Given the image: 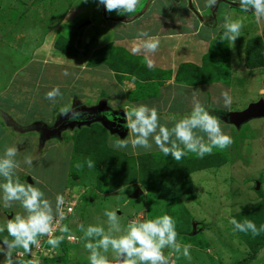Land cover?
<instances>
[{"label":"rangeland","instance_id":"obj_1","mask_svg":"<svg viewBox=\"0 0 264 264\" xmlns=\"http://www.w3.org/2000/svg\"><path fill=\"white\" fill-rule=\"evenodd\" d=\"M63 1L77 4V7L70 11L62 0H0V107L4 113H8L3 119L13 116L17 120L15 126L10 125V130L0 120V155L6 145L17 146L19 153L16 159L21 161V167L16 175L21 182L38 181L36 186L44 191L53 206L57 193L68 198L73 194L77 202L72 211L65 214L61 225H67L76 239H68L65 233V239L58 248L53 249L47 242H42L39 247H33L31 256L24 258L35 259L38 264H89L87 257H81L87 250L79 224H104L106 228L105 210H117L123 226L132 219H154L163 214L174 218L177 241L182 245H192L191 260L182 255H170L171 250L165 249V255L170 256L169 264H235L244 259L248 260L245 264H264V248L249 259L247 243L241 232L235 231L229 222L230 218L239 222L249 220L250 215L241 214V211L261 203L264 198L263 117L247 119L240 127L230 125L231 130L227 133L232 136L233 144L224 150L214 148L211 154L205 156L207 160L210 157L217 164L220 163L218 166L209 167L205 159V167L201 163L202 168L193 171L185 169L178 175H172L171 180L165 179L163 172L166 167L162 164H153L155 167L151 170L154 171L149 173V158L161 160L160 152L147 156L142 154L145 156L142 158L139 149L136 150L139 154H133L131 147L117 149L112 143L117 138L110 132L102 131L95 123L82 128V136L78 137H81L80 140L72 142L73 149L78 152L72 153V146L67 150L66 157L58 151L59 144L53 142L43 129L52 121L47 110L55 106L45 98L46 88L49 90L51 83L62 87L63 74L67 72V69L63 72L60 63L66 62L62 58L64 53L56 49L54 43L58 35L66 30V23L62 24L64 21L60 16L69 12L66 21L73 16L75 19L76 10L90 4L88 0L85 3V0ZM221 5L228 6L224 2ZM243 22L246 28L253 27V19L247 18ZM263 27L264 23L261 25ZM93 29L98 34L99 27L95 25ZM100 32L106 36L101 28ZM255 37L261 38L264 49V39L260 35L244 34L241 30V36L232 43V50L238 43L242 54L243 47ZM227 42L230 44L231 41ZM51 58L58 61L53 63L49 60ZM237 62L241 63L235 59L234 66ZM221 67L225 69L224 78L229 80V74H232L230 64L223 63ZM257 70L261 78L259 82H248L238 77L241 80L233 86L234 90H239L235 95L237 102L230 110L243 106L249 94L254 98L252 101L260 97L264 99V66ZM102 96L107 97L105 91H101L96 100ZM86 100V104L95 102L88 97ZM249 101L239 109L245 108ZM62 107L56 105L53 110ZM19 123L23 124L21 129L20 126L16 127ZM15 129L19 131L17 135L13 132ZM26 155L33 157L31 167L22 163ZM183 158L191 160L195 157ZM89 160L95 167L88 166ZM140 161L142 170L138 163ZM53 193L54 199L50 197ZM67 200L65 198V202ZM18 213L25 214L18 202L4 207L0 200V226ZM260 223H264V215L258 217L255 223L257 228H260ZM244 234L252 239L257 236L250 231ZM5 236L6 231L0 233V240ZM107 255L113 260L111 252ZM3 259V253H0V264Z\"/></svg>","mask_w":264,"mask_h":264},{"label":"crops","instance_id":"obj_2","mask_svg":"<svg viewBox=\"0 0 264 264\" xmlns=\"http://www.w3.org/2000/svg\"><path fill=\"white\" fill-rule=\"evenodd\" d=\"M88 1L90 4L86 8L76 10L77 17L74 19L73 16V22L72 19L66 21L69 12L60 14L64 21L62 24L83 22L81 45L88 46V53L78 51L76 56L72 57L62 54L63 61H66L60 62L62 70L64 72L67 69L68 73L63 74V86L59 87L63 98H57V101L55 103L51 101V104L72 106L79 102L80 106L86 104L87 97L95 101L93 103L103 100L111 108L120 107L123 110L131 105L146 104L150 107L155 106L160 115V122L162 124L167 122L171 127L180 118L189 114L194 102L199 101L206 110L219 118L224 132L231 130L230 125L221 117L231 111L232 105L237 102L235 95L239 90L233 89L235 82L241 80L238 77L254 83L259 82L261 78L256 73L258 67H246L245 46L241 54L238 43L232 50V42L229 44L228 40L220 39L224 31L223 18L225 13H230L233 19L239 18L243 21L247 18L253 19L251 29L246 28L243 22V33L258 34L263 39L264 27L261 28V25L264 19L257 22L254 12L245 13L239 9V0H218L217 5L212 8L205 7V0H140L136 11L128 15L108 13L98 1ZM221 2L228 6H222ZM62 3L70 11L77 7V4H68L69 2L63 0ZM209 18L211 19L208 20ZM95 25L99 27L98 34L94 33ZM100 28L102 33L106 32V36L101 34ZM140 31L147 32L150 37L159 38L160 47L154 55L142 48L140 52L133 54L132 49L139 46L143 39H147L137 40ZM96 49L101 50L98 52L99 59L97 62L89 63L90 54ZM148 59L154 61L155 66L151 69L147 67ZM235 59L241 63L237 62L234 66ZM49 60L53 63L58 61L54 58ZM223 63L231 66L232 74H229V80L224 78L226 74L225 69L221 67ZM66 66L67 68H64ZM50 87L49 90L46 88V92L55 87V84L51 83ZM224 90L233 97L230 106H225L221 96ZM101 91H105L107 97L102 96L96 100ZM250 95L246 96L248 100L239 108L244 107L247 101L254 100ZM55 106L47 110L51 118L58 110H53ZM81 131L71 136L66 132L62 133L64 145L58 151L64 157L67 156L66 152L72 146V142L79 139ZM55 140L53 142H56ZM138 149L141 155L160 152L154 143L151 151ZM186 157L198 156L188 153ZM54 193L50 195L53 199Z\"/></svg>","mask_w":264,"mask_h":264},{"label":"clouds","instance_id":"obj_3","mask_svg":"<svg viewBox=\"0 0 264 264\" xmlns=\"http://www.w3.org/2000/svg\"><path fill=\"white\" fill-rule=\"evenodd\" d=\"M86 2V0H85ZM108 13L116 12L119 15L131 14L136 11L140 0H98ZM218 0H205V7L212 8ZM240 9L254 12L257 22L264 19V0H239ZM222 27L224 29L220 39L232 43L241 36L243 28L242 19H233L232 14L225 13ZM143 39L141 44L132 49L133 54L141 51V48L154 55L160 47L158 37H150L145 31H140L137 40ZM154 61L147 60V67L153 68ZM68 75L67 72L64 73ZM59 86L53 87L45 94V98L55 103L57 98H62ZM225 106L233 103V97L227 90L221 92ZM62 115L68 116L69 120L81 118L83 113L74 110L71 105L60 109ZM70 114V115H69ZM125 123L123 127L130 133V138L117 139L113 147L127 149L131 146L133 154H139L136 150L142 148L151 151L153 143L155 147L166 157L171 155L175 161L181 160L188 153H194L203 158L212 153L214 148L221 150L229 148L233 144L230 134L223 131L221 121L210 111L206 110L199 101L194 102L191 112L171 127L160 122V115L155 106L146 104L131 105L124 110ZM202 133V134H201ZM19 149L15 145H6L0 155V200L4 207H10L13 202H18L25 214H15L8 219L6 224L0 226V233L7 232L0 244V253H3L2 264H38L35 259H25L31 256L33 247L40 246V237H48L47 244L53 249L65 239H76L71 235L67 225L60 228L61 235H53V222L64 221L66 218L63 211L65 198L63 194L55 196L53 202L45 196L44 191L36 186V183L21 182L16 175L21 167V161L16 159ZM29 167L33 164V157L26 155L22 161ZM88 166L95 167L89 160ZM72 190V189H71ZM74 199L73 194L71 196ZM75 200V199H74ZM76 201V200H75ZM77 204V202H75ZM79 205V204H78ZM72 211L71 208L68 209ZM107 227L104 224H79V230L83 233L84 248L88 252L89 264H169L170 256L165 255V249H170V255H182L191 260V244H181L177 241L178 232L176 221L168 214L157 216L154 219L143 221L132 220L126 226L120 222L117 210H105ZM235 231L248 233L253 236L264 232V224L257 228L251 220L237 221L230 218L229 221ZM22 250V251H21ZM111 252L113 260L108 253Z\"/></svg>","mask_w":264,"mask_h":264},{"label":"trees","instance_id":"obj_4","mask_svg":"<svg viewBox=\"0 0 264 264\" xmlns=\"http://www.w3.org/2000/svg\"><path fill=\"white\" fill-rule=\"evenodd\" d=\"M65 27H66L65 32L63 34L58 35V37L56 38L54 47L60 50L61 52H63L66 56L75 55L78 51H82V53L87 54L88 46L84 45L83 47V45H81V34H82V29L84 27L83 22H79L75 24L67 23ZM99 51L101 50L96 49L93 53L90 54L91 59L89 60V63H92L95 61L97 62V59H99L98 57ZM263 51H264L263 42L260 37H255V38L250 39L245 46V65L246 67L255 68V67L264 66V52ZM102 131L105 132L104 129H102ZM81 132L79 134L80 136H82ZM75 151L78 152V150L76 149L74 150V152ZM158 153L159 152L152 153V155H155ZM159 155H160L161 160L159 158H156V159L152 157L149 158L150 159L149 168L151 166L149 173L152 174L154 171V170H151L155 167L153 164L155 163H158L159 165L162 164L163 167H166L163 173H164L165 179L167 178L168 180H171L172 175H176V174L178 175V173L184 172L185 169L187 171H193V170L202 168V165L204 164L203 162L205 159H206L205 162H207L209 167L218 166L220 164V163L217 164V162L214 161L213 159H210V157H209V160H207V157L205 156L203 158L195 157L191 160L182 158L179 161H175L171 157V155L167 156V158L162 152H160ZM143 157L145 156H142V158ZM138 163H139L140 170H142L143 166L141 164V161ZM176 187H178L177 183H176ZM247 213L250 215L248 217L249 220H253V222L256 223V221L258 220V217H262L264 215V198L261 203L253 205L252 207H246L244 210L241 211V214H247ZM258 224H259V221H258ZM262 224L264 223H260V226ZM241 234L243 236V240L247 243V248L249 249V252H250V254L248 255V258L252 259L254 258V255H256L258 250H260L261 248H264V232H260V234L254 237L253 239L250 238L249 235L244 234L243 232H241ZM247 261L248 260L245 261V259L241 261L239 260L235 264H245V262Z\"/></svg>","mask_w":264,"mask_h":264},{"label":"water","instance_id":"obj_5","mask_svg":"<svg viewBox=\"0 0 264 264\" xmlns=\"http://www.w3.org/2000/svg\"><path fill=\"white\" fill-rule=\"evenodd\" d=\"M78 104L80 103H74L72 108L83 113L81 118L69 120L68 116L62 115L60 109H58V111L54 112L51 123L43 127L46 135H49L48 137H51V140L56 139L55 141L59 144L60 148L64 145L62 133L66 132L67 135L71 136L79 132L82 128L90 127L91 124L94 123L98 124L105 132L113 134L117 139H123L129 136V131L123 127L125 120L124 110L122 108H111L103 100L88 105L82 104L78 106ZM5 114L8 113H4L3 109L0 107V120L2 124L5 125L6 128H9L10 125L15 126L17 122L16 118L8 116L7 119H3ZM253 117L264 118V99L262 97L255 101L248 102L247 106L241 110L228 111L221 119L229 125L240 127L247 119L249 120ZM18 126H20L21 129L23 124L19 123L16 127L18 128ZM10 129L11 128L8 130ZM15 130L13 132L17 135L19 131L17 129ZM113 264H115L114 260Z\"/></svg>","mask_w":264,"mask_h":264},{"label":"built area","instance_id":"obj_6","mask_svg":"<svg viewBox=\"0 0 264 264\" xmlns=\"http://www.w3.org/2000/svg\"><path fill=\"white\" fill-rule=\"evenodd\" d=\"M75 200L74 199H72V198H68V200L65 202V204H64V206H63V211H64V213L67 215V214H69V211H68V209L69 208H73V206H74V204H75ZM62 223H63V220L62 221H56V220H54V222H53V229H54V231H53V235H55V236H57L58 235V232L60 231V227H61V225H62ZM47 239H48V237H40L39 238V240H40V243H42V242H46L47 241ZM73 240V239H72Z\"/></svg>","mask_w":264,"mask_h":264},{"label":"flooded vegetation","instance_id":"obj_7","mask_svg":"<svg viewBox=\"0 0 264 264\" xmlns=\"http://www.w3.org/2000/svg\"><path fill=\"white\" fill-rule=\"evenodd\" d=\"M132 216H133V215H132ZM132 220H134V219H132ZM132 220H131V221H132ZM136 220L143 221L144 219L139 218V219H136ZM74 240H75V239H74ZM81 257H88V252H87L85 255L81 256Z\"/></svg>","mask_w":264,"mask_h":264}]
</instances>
